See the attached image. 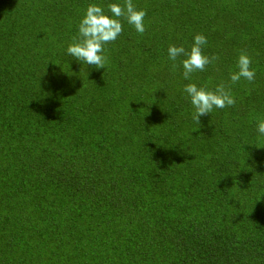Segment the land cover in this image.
<instances>
[{
    "label": "trees",
    "instance_id": "1",
    "mask_svg": "<svg viewBox=\"0 0 264 264\" xmlns=\"http://www.w3.org/2000/svg\"><path fill=\"white\" fill-rule=\"evenodd\" d=\"M110 3L0 0V264H264V0H133L146 31L96 69L67 47ZM196 34L219 59L185 80L168 47ZM242 51L254 82L198 125L185 85Z\"/></svg>",
    "mask_w": 264,
    "mask_h": 264
},
{
    "label": "clouds",
    "instance_id": "2",
    "mask_svg": "<svg viewBox=\"0 0 264 264\" xmlns=\"http://www.w3.org/2000/svg\"><path fill=\"white\" fill-rule=\"evenodd\" d=\"M108 13L102 6L90 4L78 24V33L73 37L67 47V53L77 61L93 66L96 69H105L108 57L105 53V45L114 42L123 31L122 21L132 25L134 29L143 34L146 31L144 17L146 11L137 9L133 0H124L123 5L118 3L108 4ZM207 44V38L203 34H196L190 50L183 46L169 45L168 57L175 62L179 57H185L181 63L183 78L191 80L192 74L202 72L206 66L218 61L217 55L211 57L203 53V47ZM252 59L246 52H241L237 61V71L230 73L229 83H220L214 90L206 87H198L195 83L185 85L183 91L190 98L195 111L192 119L201 124L200 117L211 114L214 108L223 109L234 106L236 100L231 92V85L241 78L249 83L254 82L256 72L251 67ZM177 65L173 63V70ZM198 129H194L196 131ZM257 132L264 135V120L257 123ZM191 154V153H190Z\"/></svg>",
    "mask_w": 264,
    "mask_h": 264
}]
</instances>
